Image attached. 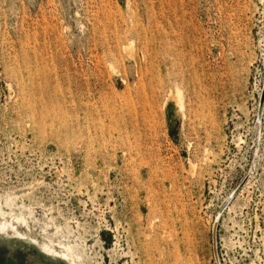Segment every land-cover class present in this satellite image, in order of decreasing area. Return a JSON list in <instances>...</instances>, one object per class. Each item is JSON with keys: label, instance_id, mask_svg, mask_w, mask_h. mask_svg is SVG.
<instances>
[{"label": "rangeland", "instance_id": "1", "mask_svg": "<svg viewBox=\"0 0 264 264\" xmlns=\"http://www.w3.org/2000/svg\"><path fill=\"white\" fill-rule=\"evenodd\" d=\"M263 87L264 0H0V222L74 264H264Z\"/></svg>", "mask_w": 264, "mask_h": 264}, {"label": "bare ground", "instance_id": "2", "mask_svg": "<svg viewBox=\"0 0 264 264\" xmlns=\"http://www.w3.org/2000/svg\"><path fill=\"white\" fill-rule=\"evenodd\" d=\"M179 97L180 96H178V99H179ZM179 100L181 101L182 99H179ZM180 104L182 106L183 105V102L181 101ZM9 228H10V230L12 229L11 232H9V230H8ZM0 232H3V233L6 232L12 238H17V239L22 240V241H24L26 243L35 244L40 249H43V248H44V250L47 249L45 251H42V250L41 251L44 252L45 254H48V255H54L58 259L60 258V256H65L66 257V260L68 259V261H70V264H74V261L69 257V254L67 252H61V251L59 252V251H56L55 249H51L52 247H49V246H47V245H45L43 243H40L37 239H35L33 237L30 238V240H29L28 239L29 236H27L25 233L21 232L19 229H16L15 228V224H13V223L1 221L0 222Z\"/></svg>", "mask_w": 264, "mask_h": 264}, {"label": "water", "instance_id": "3", "mask_svg": "<svg viewBox=\"0 0 264 264\" xmlns=\"http://www.w3.org/2000/svg\"><path fill=\"white\" fill-rule=\"evenodd\" d=\"M264 88V87H263ZM263 100H264V92L262 93V96H261V100L260 102L263 103ZM261 105V104H260Z\"/></svg>", "mask_w": 264, "mask_h": 264}]
</instances>
